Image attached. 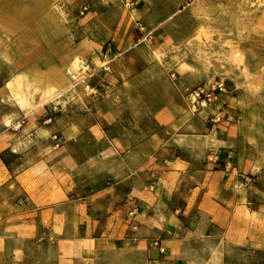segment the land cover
Masks as SVG:
<instances>
[{
	"label": "crops",
	"instance_id": "obj_1",
	"mask_svg": "<svg viewBox=\"0 0 264 264\" xmlns=\"http://www.w3.org/2000/svg\"><path fill=\"white\" fill-rule=\"evenodd\" d=\"M57 1L77 12L84 5L88 10L75 15L81 27L70 37L71 47L62 49L58 60L43 67L62 66L79 57L88 62L94 82H106L107 94L83 90L81 96L54 106L46 103L38 121L30 125L29 107L12 102L10 96L3 100L2 89L10 94L12 77L0 74V222L6 223L9 215L50 213L63 201L82 206V201L95 200L99 208L108 209L107 214L128 216L130 225L121 241L123 254L92 264H202L189 249L191 242L212 237L217 228L227 234L230 225L243 222L235 218L244 206V194L229 189L237 183L234 179H218L216 192L211 191L212 173L222 171L227 151L222 143L212 147L209 107L198 115L186 110V90L194 86L188 71L179 68L173 72L177 79H165L164 65L151 53L164 49L163 57L167 55L165 30L157 26L145 32L143 27H131L124 37L118 34L127 8L125 0L118 4L115 0ZM17 23L25 26L35 20L29 17ZM111 40L113 44L106 46ZM7 51L0 48V73L5 71ZM97 58L102 62L99 66ZM31 61L25 64L27 68L7 62V71H27ZM164 86L172 88L170 95L162 91L149 100L150 88ZM218 103L210 107L216 109ZM10 111L19 112L20 126L16 121L5 123ZM40 129L64 137L59 145L60 175L58 179H30L27 165L22 175L28 179H21L17 161L21 153L33 151L34 144L25 140ZM19 134L25 137L22 141ZM87 136L93 138L91 148L82 142ZM216 139L226 141L218 134ZM193 151L198 152L196 159L190 156ZM212 154L214 159H207ZM69 158L97 175L69 179ZM197 167L200 170H193ZM250 203L246 207L252 215L264 206ZM251 240H256L254 235ZM259 244L264 245V240Z\"/></svg>",
	"mask_w": 264,
	"mask_h": 264
},
{
	"label": "rangeland",
	"instance_id": "obj_2",
	"mask_svg": "<svg viewBox=\"0 0 264 264\" xmlns=\"http://www.w3.org/2000/svg\"><path fill=\"white\" fill-rule=\"evenodd\" d=\"M115 1L116 4L121 2ZM125 3L127 8L121 17L118 34L124 37L131 27H143L145 32L157 26L165 30L167 55L163 57L166 50L159 56L152 54L164 65L165 79H177L173 72L179 68L188 71L186 75L194 86L186 90V110L198 115L209 107L212 147L222 143L227 151L222 171L212 173L211 191L216 192L218 179H234L237 183L229 189L244 194V206L239 207L235 218L243 222L238 226L230 225L227 234L217 228L212 237L203 236L191 242L189 249L202 264H264V245L259 244V240H264V206L254 215L246 207L249 202L264 204V0H125ZM76 10L57 0H0V48L8 50L4 57L5 71L0 74L5 78L12 77L8 84L10 94H5L6 90L2 89L3 100L7 101L10 96L12 102L29 107L26 111L30 125L37 122L36 117L42 113L43 105L38 103L41 95L39 92L30 97L24 94L23 101H18L15 93L25 70L7 71V62L22 68L31 60V64L36 62L42 67L49 61L58 60L59 52L71 47L70 37H74L75 30L81 27L76 24L75 15L85 14L88 8L84 5L82 11ZM29 17L34 18V24L17 23ZM111 44L112 40L106 46ZM234 44L240 45L251 58L253 76L250 79L236 73L230 75L225 70H208L207 61L225 57ZM96 64L101 65L99 58ZM63 70L67 72L71 86L62 97L47 103L54 106L59 101L81 96L83 90L94 95L107 94L106 82L101 78L102 82H94L86 60L69 59ZM223 80L228 91L214 101L219 102L218 108L210 107L213 102L203 108L194 106L193 91L198 86ZM171 90L169 86L150 88L147 95L150 100L162 91L164 95H170ZM14 121L5 118L6 124L11 125ZM49 133L44 134L40 129L25 140L34 144V148L30 154L21 153L17 161L21 179H28V175H22L27 165L31 167L30 179H58L59 145L64 137ZM216 134L226 141H218ZM19 135L22 141L25 137ZM82 142L91 148L93 138L84 137ZM196 155L197 151L190 153L195 159ZM207 159L213 160L214 154ZM71 161L69 158L67 164L69 179L75 176L92 179L97 175L91 169L82 168L81 163L77 166ZM63 202L50 213L9 215L6 223L0 222V264H92L110 261L123 254L125 245L121 241L129 230L128 216L123 219L120 215L107 214L108 209L99 208L95 200L82 201V206L70 200ZM253 235L254 242L251 240Z\"/></svg>",
	"mask_w": 264,
	"mask_h": 264
},
{
	"label": "bare ground",
	"instance_id": "obj_3",
	"mask_svg": "<svg viewBox=\"0 0 264 264\" xmlns=\"http://www.w3.org/2000/svg\"><path fill=\"white\" fill-rule=\"evenodd\" d=\"M163 51L164 49H159L153 51V53L156 56H159ZM207 62L208 70L212 72H220L222 70H225L230 75H234V73H236L244 76L246 79H250L253 76L251 58L248 53L240 45L237 44H234L230 47L225 57L209 59ZM63 67H65L64 62L62 63V66L57 63H52L50 64L48 69H44L36 62L33 63L27 71L22 72L20 75L22 77V82L19 85V89L16 90V99L22 102L24 94L29 95L30 97L34 96L36 92H39L41 95V99L38 103L39 106H42L47 102H53L62 97L71 86L69 76L67 72H64ZM261 69L262 67L260 68V70ZM68 70H70V67H68ZM215 76H217V74ZM12 120L16 121L17 126L21 125V122H19V112L14 111L8 114L7 121Z\"/></svg>",
	"mask_w": 264,
	"mask_h": 264
},
{
	"label": "built area",
	"instance_id": "obj_4",
	"mask_svg": "<svg viewBox=\"0 0 264 264\" xmlns=\"http://www.w3.org/2000/svg\"><path fill=\"white\" fill-rule=\"evenodd\" d=\"M227 91L228 87L224 80L217 81L216 83L208 81L193 91L195 97L193 101L194 106L196 108H203L207 103L217 101ZM216 118L218 119L220 117L217 116ZM55 138H57V135H55ZM57 145L59 144L57 143Z\"/></svg>",
	"mask_w": 264,
	"mask_h": 264
}]
</instances>
